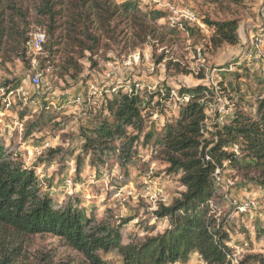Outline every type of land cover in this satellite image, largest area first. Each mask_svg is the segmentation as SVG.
I'll return each instance as SVG.
<instances>
[{
	"label": "rangeland",
	"instance_id": "1",
	"mask_svg": "<svg viewBox=\"0 0 264 264\" xmlns=\"http://www.w3.org/2000/svg\"><path fill=\"white\" fill-rule=\"evenodd\" d=\"M106 1L121 4V0ZM139 1L145 5L143 14L159 13L163 18L146 19V34L130 30L125 22H114L110 30L102 31L99 49L90 61L64 32L73 0H53L61 4L55 18L59 26L55 36L61 38L53 52H48L49 39L42 52L27 51L25 62L6 46L0 48V140L22 154L25 167L35 172L43 191L56 202L75 194L87 214L95 213L98 221L110 215L116 225L131 219L121 228L125 237L145 235L144 223L154 227L153 235L163 232L166 221L156 220L153 213L159 205L167 206L179 197L184 188L177 174L167 172L161 157L142 144V137L135 145L136 162L128 168L127 178L113 161L95 172L85 160L81 173H76V159L83 157L81 133L94 127L97 119L92 113L99 111L102 98L113 87L128 93L132 88L141 90L147 97L160 91L144 113L145 131L156 133L177 117L185 101L179 98L181 89L204 86L210 91L204 98L207 128L228 121L242 101L244 111L253 115L256 102L264 100V60L247 61L243 55L264 22V0L239 4L229 0ZM38 4L39 0H0L6 14L22 19L19 31L28 38L37 29H45L35 8ZM231 20L238 24L239 43L214 48L210 44L213 30L204 21ZM108 31L114 33L108 37ZM34 74L40 76L38 88L30 85ZM36 121L38 131L25 138L26 128L31 129ZM233 175L226 171L221 179L226 193L224 211L234 219L229 246L237 259L246 254L264 255V243L255 239L254 231L256 223L264 222V190L238 188ZM24 250L23 264H33L41 253L72 264L81 261L61 240L49 235L30 238ZM100 256L110 264H120L114 254ZM177 264L203 262L194 254L186 263Z\"/></svg>",
	"mask_w": 264,
	"mask_h": 264
},
{
	"label": "trees",
	"instance_id": "2",
	"mask_svg": "<svg viewBox=\"0 0 264 264\" xmlns=\"http://www.w3.org/2000/svg\"><path fill=\"white\" fill-rule=\"evenodd\" d=\"M229 1L239 4L245 0ZM72 4L63 23L64 32L80 48L82 57L89 56L88 61L96 56L102 31L110 30L114 22H125L130 30L146 34V19L163 18L159 13L143 14L145 5L139 0H121L119 5L106 0H73ZM60 5L53 0H39L35 5L45 21V29L35 31L45 35L40 52L46 49L48 39V52H53L57 38H61L55 36L59 29L55 18L60 14L56 8ZM16 17L0 8V48L6 46L25 62L24 54L33 37H23L26 32L19 31L22 19ZM204 24L213 30L210 44L214 48L239 43L236 21ZM110 32L114 33L108 31V37ZM209 93L204 86L181 89L179 98L185 101L177 117L166 121L156 133L145 131L144 113L152 99L160 97V91L147 97L141 90L132 88L128 93L122 87H113L110 95L102 98L99 111L92 113L97 119L94 127L81 133L83 157L76 159L77 174L85 160L95 172L113 161L127 178L128 168L136 162L135 145L142 137V144L161 157L167 172L179 176L184 191L153 213L156 220L167 223L164 231L155 235L154 227L144 223L145 235L123 236L121 228L131 219L119 225L113 223L111 215L98 221L95 213L87 214L75 194L56 202L43 191L35 172L25 167L22 154L0 140V264H23L25 244L32 237L44 235L58 238L78 254V264H110L100 253L114 254L120 264L186 263L194 254L203 264H264L262 254L234 257L229 246L234 219L224 211L226 193L221 183L223 173L229 171L234 173L238 188L264 190V100L256 102L253 115L244 111L242 101L228 121L207 128L204 98ZM39 125L36 121L31 129L26 128L25 138L37 132ZM51 152L55 154L57 149ZM254 231L255 239L264 243V222L256 223ZM33 264L72 263L41 253Z\"/></svg>",
	"mask_w": 264,
	"mask_h": 264
},
{
	"label": "built area",
	"instance_id": "3",
	"mask_svg": "<svg viewBox=\"0 0 264 264\" xmlns=\"http://www.w3.org/2000/svg\"><path fill=\"white\" fill-rule=\"evenodd\" d=\"M260 32L257 33L250 41L249 46L247 49L243 51V55L245 56L247 61H253V62H260L264 60V52H263V46H264V22L259 29ZM45 42V35L42 32H37L33 35V38L29 44V50L33 53H39L41 51V47ZM41 80L40 76L37 74H34L30 77V85L34 88H38L40 85ZM23 89L20 88L19 91H22ZM79 98H77L78 100ZM217 180L220 181V178L217 176ZM251 203H248L242 207V210H247V207Z\"/></svg>",
	"mask_w": 264,
	"mask_h": 264
}]
</instances>
